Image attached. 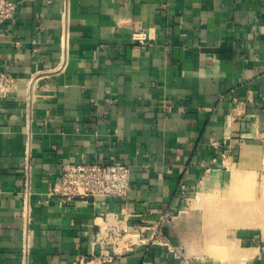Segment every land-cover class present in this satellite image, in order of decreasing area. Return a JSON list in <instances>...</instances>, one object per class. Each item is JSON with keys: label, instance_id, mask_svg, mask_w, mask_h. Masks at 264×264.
Listing matches in <instances>:
<instances>
[{"label": "crops", "instance_id": "1", "mask_svg": "<svg viewBox=\"0 0 264 264\" xmlns=\"http://www.w3.org/2000/svg\"><path fill=\"white\" fill-rule=\"evenodd\" d=\"M10 1L0 264H194L168 232L185 198L227 164L264 165V0ZM112 161L130 166L124 197L49 190L63 163ZM251 249L235 264H264Z\"/></svg>", "mask_w": 264, "mask_h": 264}, {"label": "rangeland", "instance_id": "2", "mask_svg": "<svg viewBox=\"0 0 264 264\" xmlns=\"http://www.w3.org/2000/svg\"><path fill=\"white\" fill-rule=\"evenodd\" d=\"M207 183L204 194L185 198L169 235L194 264H235L241 250L252 251L264 242V165L227 164L216 182ZM223 242L230 251L218 256Z\"/></svg>", "mask_w": 264, "mask_h": 264}, {"label": "built area", "instance_id": "3", "mask_svg": "<svg viewBox=\"0 0 264 264\" xmlns=\"http://www.w3.org/2000/svg\"><path fill=\"white\" fill-rule=\"evenodd\" d=\"M15 4L10 0H0V22L10 18ZM13 86V76L0 71V95L7 96ZM27 156L22 163L21 216L28 222L29 202L31 196V169L29 161V142L32 137L30 124L26 128ZM130 166L120 161L107 164L94 162L63 163L55 180L49 186L51 193L63 198H119L126 196L130 188ZM25 248V243H24ZM26 250V248H25Z\"/></svg>", "mask_w": 264, "mask_h": 264}, {"label": "bare ground", "instance_id": "4", "mask_svg": "<svg viewBox=\"0 0 264 264\" xmlns=\"http://www.w3.org/2000/svg\"><path fill=\"white\" fill-rule=\"evenodd\" d=\"M221 207V206H220ZM259 219H260V217H259ZM263 225H264V222L262 223ZM262 230V235L264 236V227H263V229H261ZM222 245L223 246H221V248H218L216 251H217V255L218 256H224V255H226V253H229V251H230V249H228V247L227 246H225L226 245V243L225 242H223L222 243ZM222 247H224V249L222 248ZM215 248V247H214ZM217 248V247H216ZM212 249V248H211ZM210 249V250H211ZM214 252H215V250H214ZM212 253V252H211Z\"/></svg>", "mask_w": 264, "mask_h": 264}]
</instances>
